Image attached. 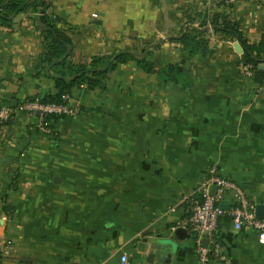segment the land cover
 Returning <instances> with one entry per match:
<instances>
[{
  "label": "crops",
  "instance_id": "crops-1",
  "mask_svg": "<svg viewBox=\"0 0 264 264\" xmlns=\"http://www.w3.org/2000/svg\"><path fill=\"white\" fill-rule=\"evenodd\" d=\"M74 43L75 61L151 50L154 72L119 66L103 87L75 88L79 115L37 129L23 102L55 92L40 65L38 14L0 24V101L15 106L0 127L1 264H200L189 231L193 194L215 167L255 204H264V82L242 74V48L220 34L213 52L190 56L177 41L222 13L245 38L264 36V0H46ZM176 65L180 83L162 73ZM188 231V246L173 239ZM227 261L264 264V244L219 217ZM10 244L11 247L7 245Z\"/></svg>",
  "mask_w": 264,
  "mask_h": 264
},
{
  "label": "trees",
  "instance_id": "trees-1",
  "mask_svg": "<svg viewBox=\"0 0 264 264\" xmlns=\"http://www.w3.org/2000/svg\"><path fill=\"white\" fill-rule=\"evenodd\" d=\"M33 10L38 14V23L43 36V54L40 65L48 70L54 81L55 92L45 97H37L43 104H61L63 97L71 94L75 88L94 91L104 86L110 75L119 67L133 62L141 70L154 72L153 53L143 48L124 50L110 56H95L90 60L75 61L74 43L66 30L59 27L57 20L49 13L46 0H0V24L10 27L15 17ZM220 34L225 40L238 42L242 48L239 67L251 66L253 78L261 85L264 82V36L258 43L248 41L240 30V25L222 13L214 14L210 19L203 18L199 27L187 29L177 40L190 56H207L213 52L210 47L211 36ZM166 82L180 83L178 67L168 65L162 73ZM32 98L30 100H34ZM2 104L9 103L2 101ZM62 118L48 117L49 122Z\"/></svg>",
  "mask_w": 264,
  "mask_h": 264
},
{
  "label": "built area",
  "instance_id": "built-area-1",
  "mask_svg": "<svg viewBox=\"0 0 264 264\" xmlns=\"http://www.w3.org/2000/svg\"><path fill=\"white\" fill-rule=\"evenodd\" d=\"M214 4L233 6L240 0H211ZM243 75L253 77L251 66L241 67ZM61 104H43L38 98L23 102L20 109L37 117V129L49 137L57 135L55 123L49 122L48 117L73 118L79 115L80 105L72 94L63 97ZM15 109L0 101V127L8 124L14 118ZM212 186L217 188L216 194L211 195ZM183 201L189 207L188 229L193 234V244L200 264H209L211 260L227 261L222 254L221 244L216 239L219 217L227 214L235 230L249 229L258 234L259 241L264 244V220L256 216V206L245 192L233 181L221 176L217 168L211 170L208 178L203 180L193 194L187 195ZM229 201V210L223 211L220 205ZM207 239L204 246L202 240ZM11 247L10 244L7 245ZM1 264V256H0ZM120 264H129L127 254L120 256Z\"/></svg>",
  "mask_w": 264,
  "mask_h": 264
},
{
  "label": "water",
  "instance_id": "water-1",
  "mask_svg": "<svg viewBox=\"0 0 264 264\" xmlns=\"http://www.w3.org/2000/svg\"><path fill=\"white\" fill-rule=\"evenodd\" d=\"M11 107L15 108V106L13 105ZM216 191L217 188L215 186H212L210 189V194L215 195ZM220 209L227 212L229 210V201H226L225 203L221 204ZM256 216L258 219L264 220V204H258L256 206ZM187 237H188V231L183 228L177 229L173 234V239L177 242H181L183 246H188ZM208 242L209 241L207 239L202 240V244L204 246H207Z\"/></svg>",
  "mask_w": 264,
  "mask_h": 264
}]
</instances>
